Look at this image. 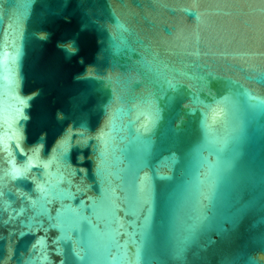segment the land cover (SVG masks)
Listing matches in <instances>:
<instances>
[{
	"label": "water",
	"instance_id": "1",
	"mask_svg": "<svg viewBox=\"0 0 264 264\" xmlns=\"http://www.w3.org/2000/svg\"><path fill=\"white\" fill-rule=\"evenodd\" d=\"M262 76L264 0H0V264H264Z\"/></svg>",
	"mask_w": 264,
	"mask_h": 264
},
{
	"label": "snow or ice",
	"instance_id": "2",
	"mask_svg": "<svg viewBox=\"0 0 264 264\" xmlns=\"http://www.w3.org/2000/svg\"><path fill=\"white\" fill-rule=\"evenodd\" d=\"M259 81L261 83H264V76L259 78ZM21 105H23L25 103V101H20ZM149 115H153L152 113H149ZM219 113L216 109H212L209 108L208 112L205 114L204 116V126L206 128H211L217 120ZM20 173L18 172L17 169L13 168L10 172V175L15 178L16 176H18Z\"/></svg>",
	"mask_w": 264,
	"mask_h": 264
}]
</instances>
